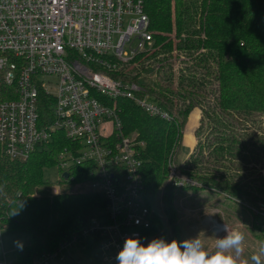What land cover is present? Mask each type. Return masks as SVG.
<instances>
[{"label":"trees","instance_id":"16d2710c","mask_svg":"<svg viewBox=\"0 0 264 264\" xmlns=\"http://www.w3.org/2000/svg\"><path fill=\"white\" fill-rule=\"evenodd\" d=\"M144 10L153 32L151 46L125 65L112 60L110 72L138 82L137 96L173 115V120H165L146 114L132 99L118 101L124 131L137 132L145 143L141 157L147 206L152 208L167 162L179 152L182 129L197 109L196 152L184 162V170L177 168L200 186L186 188L222 194L242 204L254 226H264L252 210L264 206V0H144ZM143 75L153 78L144 83L139 79ZM5 87L0 80V99ZM54 139L24 161L9 158L0 146V229L13 228L28 237L26 245L14 249L11 264H30L53 251L80 231L83 219L95 215L102 204L101 197L89 191L51 193L44 169L57 165V153L67 144L61 133ZM82 167L75 165L73 181L64 182L90 178ZM173 192L166 183L162 201L168 242L180 237ZM152 231L153 224L142 231L143 244L154 238ZM74 248L69 254L82 259Z\"/></svg>","mask_w":264,"mask_h":264},{"label":"built area","instance_id":"2783aa9c","mask_svg":"<svg viewBox=\"0 0 264 264\" xmlns=\"http://www.w3.org/2000/svg\"><path fill=\"white\" fill-rule=\"evenodd\" d=\"M153 39L144 0H0V80L13 95L0 99V146L24 161L61 133V180L73 181L72 168L82 165L90 176L84 187L102 199L80 231L30 264H87L69 254L86 236L96 243L99 264H117L125 239L141 238L153 224L142 178L145 143L124 131L118 101L132 99L165 120L173 115L137 96L138 83L110 72L112 60L129 61ZM165 178L174 189L200 186L170 159ZM252 210L264 224V206Z\"/></svg>","mask_w":264,"mask_h":264},{"label":"rangeland","instance_id":"374dc122","mask_svg":"<svg viewBox=\"0 0 264 264\" xmlns=\"http://www.w3.org/2000/svg\"><path fill=\"white\" fill-rule=\"evenodd\" d=\"M116 61L123 63L120 65H125L124 63L128 62ZM175 66L179 67L177 63ZM140 78V81L145 83L148 80L147 78L151 79L153 75H143ZM51 90L54 91V87H51ZM11 96H13L12 90L5 87L1 97ZM199 119L200 111L194 109L189 114L187 123L182 129L180 149L175 158V154L173 156L171 151L172 158H174L171 161L178 168L183 169L182 165L185 161L191 159V153L195 150L198 141L196 129L199 125ZM0 151H2L1 147ZM60 177L61 174L56 165L44 169V178L49 182V190L52 194H58L61 191L71 194L88 192L83 185L84 180L67 184ZM162 177V186L164 187L166 185L165 173ZM162 186L154 192L152 200L151 209L155 213V221L153 223L154 231L150 235H155L153 239L163 238L169 241L170 228L165 222ZM174 190L171 204L180 230V242L199 236L207 248L214 250L216 238H222L225 233L239 230L245 236L242 251L238 255L234 249L230 251V254L236 258L237 264H253V257H258L259 264H264V226L260 228L254 226L250 221L249 211L242 209V204L230 200L222 194L213 193L208 189L176 188ZM100 211L99 208L94 210L96 214ZM89 220L90 217H88ZM83 221L84 223L87 222L86 219H83ZM27 243L28 237L20 231L13 228L0 229V259L12 260L17 245H26ZM93 247L92 237L86 236L85 242L75 247L73 251L79 255L81 254L84 261H89L90 264H99L94 262Z\"/></svg>","mask_w":264,"mask_h":264},{"label":"clouds","instance_id":"9594fccd","mask_svg":"<svg viewBox=\"0 0 264 264\" xmlns=\"http://www.w3.org/2000/svg\"><path fill=\"white\" fill-rule=\"evenodd\" d=\"M244 240V233L239 230L225 233L222 238H216L212 250L199 236L182 242L156 238L146 245L139 238L130 236L125 239L115 259L117 264H237L230 251L234 249L238 255ZM253 259L259 264L258 257Z\"/></svg>","mask_w":264,"mask_h":264},{"label":"water","instance_id":"95a60500","mask_svg":"<svg viewBox=\"0 0 264 264\" xmlns=\"http://www.w3.org/2000/svg\"><path fill=\"white\" fill-rule=\"evenodd\" d=\"M62 176H63V178H67L68 177V173L67 172H63Z\"/></svg>","mask_w":264,"mask_h":264},{"label":"crops","instance_id":"0c3cea01","mask_svg":"<svg viewBox=\"0 0 264 264\" xmlns=\"http://www.w3.org/2000/svg\"><path fill=\"white\" fill-rule=\"evenodd\" d=\"M194 130H195V129H194ZM252 263H253V264H257L256 260H252Z\"/></svg>","mask_w":264,"mask_h":264}]
</instances>
